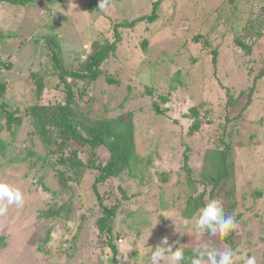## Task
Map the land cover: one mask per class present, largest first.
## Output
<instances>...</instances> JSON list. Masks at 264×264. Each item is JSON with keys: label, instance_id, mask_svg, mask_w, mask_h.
<instances>
[{"label": "rangeland", "instance_id": "1", "mask_svg": "<svg viewBox=\"0 0 264 264\" xmlns=\"http://www.w3.org/2000/svg\"><path fill=\"white\" fill-rule=\"evenodd\" d=\"M84 1L35 0L25 7L0 5V67L3 68V62L12 63L10 69L0 73V80L6 83L0 102L23 110L33 104L64 100L65 88L57 74L47 66H39L34 38L57 33L64 55H73L71 59L75 61L90 50L99 33V23L107 22L104 16L132 20L150 13L154 2L110 0L106 10L89 14L87 0ZM235 2L230 6L231 11L223 12L222 6L227 8L224 0H164L161 17L156 22L158 28L156 23L154 29L148 28L146 21L122 28V44L116 56L103 66L119 82H107L104 74L80 99V108L94 119L120 112L134 115L135 148L141 160L135 170L138 176L122 174L97 187L100 193L111 190L120 198L121 186L129 196L128 200L121 197L114 220L112 240L118 249L117 264H150L152 247L165 235L170 243L178 241L177 246L183 249L204 244L219 251L230 249V244L218 235L196 230L200 211L191 218L184 216L188 185L181 169L183 153L189 155L188 164L196 177L207 162L206 153L224 148L221 138L232 142V154L228 157L231 171L226 186L229 184L232 193L229 199L236 201L232 213L240 214L237 228L228 233L238 253L236 261L244 253L256 256L258 264H264V76L256 81L251 103L242 109L253 77L264 69V27L255 26L259 19H264V0ZM184 3H192L193 9L183 12ZM219 7L222 13L233 12V18L238 20L232 26L236 30L251 14L255 21L253 32L256 30L259 35L252 41L250 53L236 46L229 24L221 23L216 30H210L215 26L213 19L208 20ZM143 38L148 44L145 49L140 44ZM204 39L211 44L203 45ZM212 48H217L215 63L211 59ZM177 71L185 86L171 93L166 104L168 111L157 114L152 99L140 93L142 82L147 81L148 75L155 94L166 92ZM32 72L44 77L48 84L40 98ZM241 92L244 95L239 97ZM230 94L239 100L227 107ZM193 105L199 106L200 124L190 131L193 119L189 114ZM225 115L235 118L228 121ZM13 126L14 136L10 131L0 134L8 143V158L15 160L10 165L8 158L6 165L0 163L3 166L0 179L18 187L24 203L21 207L10 205L8 212L0 216V235H6V246L0 249V264H108L100 258V241L94 226L98 206L92 183L99 172L88 170L81 185L74 187L76 197L86 206L80 204L78 209V213H85L83 222L79 217L69 222L39 219L38 212L45 208L49 197L41 189L38 178L44 173L47 186L56 190L54 170L41 166L46 150L34 133L30 117L24 115L21 125L14 127L15 130ZM28 150L35 155H28ZM96 153L104 162L105 150L99 148ZM34 161L38 163L33 165ZM206 166L209 169L210 163ZM207 196L205 193L203 199ZM67 198L66 195L61 200ZM225 199L223 195L217 201L223 205ZM79 224H82L80 230ZM49 229L55 233L54 239L51 246L47 244L43 248L41 242ZM64 245L70 253L74 249L68 262L60 260ZM166 261L167 258L162 264ZM240 263L243 264L241 260Z\"/></svg>", "mask_w": 264, "mask_h": 264}, {"label": "trees", "instance_id": "2", "mask_svg": "<svg viewBox=\"0 0 264 264\" xmlns=\"http://www.w3.org/2000/svg\"><path fill=\"white\" fill-rule=\"evenodd\" d=\"M34 1L35 0H0V5L8 3L14 6L25 7L32 4ZM51 1L60 2L62 0ZM163 1L164 0H154L150 13L134 17L132 20H122L120 16L115 19L104 16V20H107V22L99 23V33L91 42L90 50L88 51L90 54L84 62L81 61V57L73 61L71 59L74 58L73 55H64L62 44L57 33L44 34L39 37L41 39L34 38V52L37 54L36 59L38 60L39 66H47L51 69L53 74H57L65 88L64 100H57L56 103L53 102L50 104H43L44 102L33 104L23 110L20 107L12 108L8 103L0 102V134L4 131H10L12 136H14L16 133L14 127L21 125L23 116L28 115L34 133H36V136L45 146L46 154L45 157L42 158L41 166H48L49 169L54 170V177L52 178L55 179L58 186L56 190H52L47 186L44 173L38 178L41 189L45 191L49 197L46 201L45 208L40 209L38 212L39 219L51 220L52 222L63 219L69 222L79 217L80 221L83 222L84 219H86L85 213H78V209L81 207L80 204H82V199L76 197L74 187L76 184L81 185L88 170H97L99 172L92 183L98 206L96 210L98 215L94 221V226L97 230V238L100 241V258L102 262L108 264H117L116 257L118 249L112 240L115 230L114 220L117 215L116 211L118 204L122 201L121 197L122 199L128 200L129 196L121 186L118 188L121 192L120 198L115 196L111 190L100 193L97 187L109 178H116L122 174L129 177L138 176L135 170H138V164L141 160L139 161L140 158L135 148L134 115L132 112H129L126 116L124 112H120L115 115H104L94 119L80 108V99L82 95H84V92H87L90 87L92 88V86H95L97 80L104 74V78L107 82L116 84L119 82L114 75L106 72L103 66L108 62L109 58L114 55L116 56L119 46L123 41L121 35L122 28H130L137 22L146 21L148 23L146 26L148 28L152 26V29H154L155 27L153 24L160 19L159 16L161 17V4ZM224 1L227 2V8L222 6L221 10L223 12L225 10H230L232 4H236L235 0ZM86 3V11L89 14H92L94 10H98L97 6L99 0H87ZM183 5L185 6V11L183 12H187L188 9H193L192 3H184ZM234 8H236V6H233V9ZM219 9L220 7L217 9V13L212 14L208 20L210 21L213 19V26H215V28H211L210 30H216V27L221 23L229 24L232 33H234L233 38L236 46L243 52L250 53L252 41L259 35L256 30L253 32L255 21L251 14L240 27L234 26L236 28L239 27V29L236 30L233 29L232 26L238 20L233 18V12L231 14H226L222 13ZM262 13L264 14V6H262ZM258 21H260L259 24L257 23L255 26L259 25L258 28L264 27V19L261 18ZM156 25L158 28L159 25L157 23ZM140 44L142 49H145L148 45L147 40L144 38L140 41ZM210 44L208 39H204L203 45L209 46ZM210 51L212 62L215 63L218 54L217 48H212ZM1 64L3 68L0 67V73L12 67L11 62H3ZM178 73L177 71L172 77V82H170L169 89L166 92L155 94L154 86L150 82L148 75H146L147 81L142 82V90L140 93L152 99V107L157 114H164L165 111H168L169 106L166 104L170 101L171 93L177 90L178 87L185 86V82L180 79ZM30 75L31 78H34L37 90L36 93L40 98L42 97V92L47 89L48 84L45 82V78L39 76L36 72H32ZM262 76H264V69L253 77V82L246 93V101L242 106L243 110L251 103L252 94L256 88V81ZM71 79L73 81H70ZM5 85L6 83L0 80V95L4 93L6 89ZM241 95H244V93L241 92L239 97ZM228 98L226 103L227 107L228 105L234 106L239 100V98L238 100L237 98L234 99L231 94ZM189 116L193 119L190 126V131H193L197 129L200 124L198 120L200 117L199 106H191ZM225 117L228 121L235 118L228 117V115H225ZM12 126L15 131H12ZM230 136L231 134L228 135V137ZM224 138H226L225 134ZM221 142L224 148L213 149L206 153V164L210 163V167L208 169L205 164L203 170L196 177L193 176V169L188 164L189 155L183 153L181 169L185 172V180L188 185L184 210L185 214L183 213L186 218H191V216L195 215V212L200 211L209 200H217L223 195L227 197L223 204L225 215H235L236 221H238L240 217L239 213H232V208L234 210L236 201L229 199V195L232 193L231 190L228 189L229 184L226 186L231 171L228 157L232 154V142L231 140L226 142L222 138ZM99 148L106 152L107 157L104 162L97 157L96 150ZM7 153L8 143L0 135V163L4 165H6L5 159L8 158ZM27 153L28 155H35V152L31 153L29 150ZM38 159L39 157H37V160ZM14 161L13 158L7 159L8 165ZM36 163H38V161H34L33 165ZM1 167L3 166L0 165V168ZM208 187H210L209 190ZM197 189L200 191L198 192ZM257 192L260 194L259 191ZM205 193L208 196L206 199H203ZM66 195L68 196L67 200H61ZM254 196H256V192ZM82 205L85 206L84 203ZM130 215L132 214L130 213ZM81 227L82 224H79L77 229L80 230ZM46 232L47 234L43 237L41 242L43 248L47 244L51 246V240L54 239L52 237L55 234L53 230L50 229ZM76 234H73L72 238H75ZM66 239L67 238H64V241ZM222 239L225 243L230 244L231 250H235L230 235ZM41 245L39 247L40 250ZM5 246L6 235H0V249ZM195 248L196 247L184 248L186 262L193 258V249ZM61 253L60 260L62 259L64 260L63 262H68L73 256L74 249L70 253L66 245H64L61 249ZM236 262L237 264H241L240 260Z\"/></svg>", "mask_w": 264, "mask_h": 264}, {"label": "clouds", "instance_id": "3", "mask_svg": "<svg viewBox=\"0 0 264 264\" xmlns=\"http://www.w3.org/2000/svg\"><path fill=\"white\" fill-rule=\"evenodd\" d=\"M110 0H99L97 8L101 11L109 7ZM90 52L81 57V61L87 60ZM24 196L22 191L0 179V216L8 212L10 205L23 206ZM238 222L235 215H225L223 205L217 200H209L200 210L195 223V228L200 233H210L221 238L226 237L231 230L236 229ZM178 241L170 243L167 235L163 236L159 243L152 247L150 253V264H162L167 258L166 264H237L238 253L235 250L225 249L219 251L207 244L193 249V258L186 262L184 249L177 246ZM175 249V250H174ZM243 264H258L256 256L239 254Z\"/></svg>", "mask_w": 264, "mask_h": 264}]
</instances>
